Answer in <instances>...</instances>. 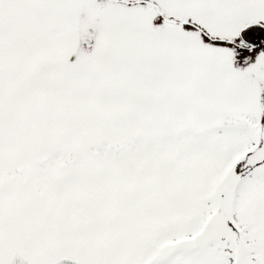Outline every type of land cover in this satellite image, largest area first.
<instances>
[{"label": "snow or ice", "instance_id": "obj_1", "mask_svg": "<svg viewBox=\"0 0 264 264\" xmlns=\"http://www.w3.org/2000/svg\"><path fill=\"white\" fill-rule=\"evenodd\" d=\"M0 264H264V0H0Z\"/></svg>", "mask_w": 264, "mask_h": 264}]
</instances>
